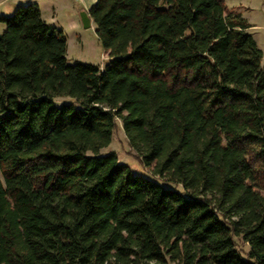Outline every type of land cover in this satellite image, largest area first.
Segmentation results:
<instances>
[{"label":"trees","instance_id":"trees-1","mask_svg":"<svg viewBox=\"0 0 264 264\" xmlns=\"http://www.w3.org/2000/svg\"><path fill=\"white\" fill-rule=\"evenodd\" d=\"M88 12L102 68L68 64L36 4L0 15V264H264V62L247 19L224 0ZM116 119L155 179L101 152Z\"/></svg>","mask_w":264,"mask_h":264},{"label":"rangeland","instance_id":"rangeland-1","mask_svg":"<svg viewBox=\"0 0 264 264\" xmlns=\"http://www.w3.org/2000/svg\"><path fill=\"white\" fill-rule=\"evenodd\" d=\"M95 0H0V15H10L14 12L17 5H27L28 3L36 4L40 10L41 18L46 22L62 30L66 38V62L90 63L102 68L107 61L108 53L102 48L95 32V23L91 20L90 26L84 28L80 21V12L89 10ZM231 11L238 12L244 16L250 24L249 30L256 40V44L263 51L262 62H264V0H224ZM4 24L0 23V32ZM59 103V100H56ZM117 120V127L112 133L111 142L102 148L101 152L105 153L114 150L117 153L118 161L127 163L132 174H141L146 177L155 179L151 176L149 168H145L138 159L134 150L127 145L125 134L121 127V122ZM164 186L173 187L170 182H162L156 179ZM176 189L182 190L180 185ZM242 256L249 250L240 237H234ZM149 264H156L151 262ZM166 264H177L169 261Z\"/></svg>","mask_w":264,"mask_h":264},{"label":"water","instance_id":"water-1","mask_svg":"<svg viewBox=\"0 0 264 264\" xmlns=\"http://www.w3.org/2000/svg\"><path fill=\"white\" fill-rule=\"evenodd\" d=\"M80 21L82 22V25L84 28L90 26L91 24V17L89 15L88 10H82L80 12Z\"/></svg>","mask_w":264,"mask_h":264}]
</instances>
